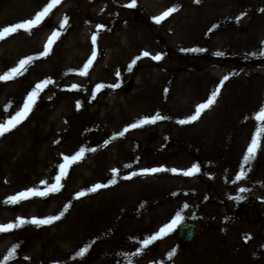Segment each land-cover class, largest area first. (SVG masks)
<instances>
[{
	"label": "rangeland",
	"instance_id": "1",
	"mask_svg": "<svg viewBox=\"0 0 264 264\" xmlns=\"http://www.w3.org/2000/svg\"><path fill=\"white\" fill-rule=\"evenodd\" d=\"M48 3L2 0L0 30L32 19ZM128 3L62 0L50 15L55 17L51 28L42 23L32 34L20 30L0 41L3 75L20 60L42 53L65 16L73 24L49 56L35 60L23 76L0 81V122L22 110L37 84L54 81L28 118L0 138V225L54 217L67 207L50 225L25 224L0 233V264L14 246L9 264H264V136L245 178L235 180L259 126L254 117L264 107V0H137L131 9L124 7ZM171 8L177 11L154 22ZM99 25L104 28L95 46L97 58L87 76L78 75L92 55L91 37ZM156 55L163 59L151 58ZM130 75V90L114 87ZM225 76L229 79L216 104L198 121L178 124L209 99ZM100 84L113 87L92 99ZM73 85L79 90H69ZM157 113L167 119L130 128ZM125 128L129 131L120 136ZM150 133L155 137L148 142ZM81 148L96 151H86L71 165L61 181L64 192L22 200L17 210L5 203L29 189L44 191L41 182L55 183L63 158ZM193 165L200 166L193 177L166 171L123 179L133 172H183ZM113 179L117 183L110 185ZM97 184L110 186L88 191ZM80 192L88 194L77 199ZM246 199L257 204L243 219ZM178 212L186 222L202 216L192 243L180 246L178 225L144 248L143 241ZM85 247L87 254L78 256Z\"/></svg>",
	"mask_w": 264,
	"mask_h": 264
},
{
	"label": "snow or ice",
	"instance_id": "2",
	"mask_svg": "<svg viewBox=\"0 0 264 264\" xmlns=\"http://www.w3.org/2000/svg\"><path fill=\"white\" fill-rule=\"evenodd\" d=\"M196 2L200 3V0H196ZM61 3H62V0H49V3L41 11L36 13V15L32 19L3 28L2 30H0V41L5 40L7 37L17 33L20 30H23L24 32H26L28 34H32V30L35 28H38L46 20V18H48L51 15L53 10L56 7H58ZM124 7L130 8V9L136 8L137 7V0H131V3L124 5ZM176 11H177L176 8H171L168 11H165L160 16L154 17L153 18L154 22L157 24H160L164 20H166L169 16H171L173 13H175ZM68 24H69L68 18H67V16H65L63 19V22L59 26V30L53 31L52 35L49 37V39L45 45L44 51L42 53H40L38 56L27 57L25 59L20 60L16 67L10 69L8 72L4 73L3 75H0V81H4V82L12 81V80H15L19 76H23L25 74V72H27L28 67L35 60L42 59L44 57L49 56L52 52L53 45L56 43V41L62 35L63 30L66 29ZM103 28H104L103 25L97 26V32L95 34H93V36L91 37V41L93 44L92 55L89 58V60L84 64L83 68L79 71L78 75L87 76L90 68L92 67L94 61L96 60L97 52H96L95 46L97 43L99 31ZM189 51L195 52V51H201V50L191 49ZM262 54H264V53H262ZM149 55L150 54L148 52L143 53V56H145V57H147ZM217 55H222V53H217ZM151 58L156 60V61H159V60L163 59V56L162 55H156V56H152ZM129 71H131V66L129 67ZM119 75H120V73L117 72V76H119ZM228 79H229L228 76H225L223 78V81H221V84L212 92L209 99L205 103L197 105L195 112L192 116H190L187 119L178 120L177 123L181 124V125H185V124H191V123L198 121L205 111L209 110L212 106H214L216 104L217 98L220 95V88L223 86V82L227 81ZM52 83H54V81L49 79V80H45V81L37 84L35 86L34 90L26 98V101L23 105L22 110L19 112H16L14 116L7 119L6 121L0 122V138H3L6 136V134L11 133L14 129H16L20 124H22L28 118L29 114L32 112L35 104L37 103V100L39 99L40 94L44 91V89L48 85H50ZM119 86L120 85L117 84L114 87H119ZM104 87H113V86L112 85L106 86L103 84L97 85V87H96V89L92 95V99H95L96 93L99 92L100 90H102ZM69 90H77L78 91L79 87L77 85H73L72 88ZM80 107H81V104L79 102H77V110H79ZM7 110L8 109L6 108L5 111H7ZM164 119H167V117H163L159 113H157L155 116H153L151 118L140 119L136 123L132 124L130 126V128H132V129L140 128V127H143L145 124H154L157 121L164 120ZM254 119L259 122V126H258L256 133L254 134V136L251 140L249 147L246 150V154L243 157L240 172L235 177L236 181H240V180H243L245 178L246 172L250 169L252 161L255 160L257 153L261 150V138H262V136H264V107L260 108L258 114L254 117ZM127 131H129V128H125L121 133H119V135L123 136ZM86 151L87 152H95L96 149L91 148V149L85 150L84 148H81L80 151L75 156H73V157L65 156L63 158L65 163L59 165V175H57L55 177V183L48 184L47 181L41 182V184L45 188L44 191H41L38 188L29 189L25 192L19 193L16 196L10 197L8 200L5 201V203L16 204L22 200H28V199H31L33 197H46L50 194L60 192L61 189L63 188V184L61 183L62 179L67 177L68 170L73 163H77L81 159L84 158ZM126 167H131V165H126ZM166 171H171L174 175H183L185 177H193V176H196L200 172V166L199 165H193L192 168H190L186 171H183V172H180L177 169H165V168L149 169V170H144L143 172H140V173L133 172L131 174V176H124L123 179L128 180V179H131L132 176L150 175V174H155L158 172H166ZM113 174H114V176L119 175L118 170L114 169ZM116 183H117L116 179H113V180H111L110 185H115ZM110 185L97 184L93 188L89 189L88 191L89 192H96L102 188L109 187ZM239 191L241 193H244L247 191V189L240 188ZM87 194H88V192H80L77 194L76 198L79 199L80 197L86 196ZM234 199H236L237 201H240L242 199V197L237 196V197H234ZM187 207H188V205L185 204L184 208H187ZM66 211H67V207L63 210V212H61V214L54 216V217H49L46 219H36V218H33L31 220L18 219L16 223H10L7 225H0V233L13 231L17 228L22 227L25 224H35L37 226H42V225H46V224L50 225L52 223H55L56 221H59L62 218L64 212H66ZM194 218L195 217H193V219ZM183 221H184V217L178 212L176 214L175 219H173L171 221V223H169L165 227L161 228L159 233H157L156 235H153L150 238L144 240L143 241V247L147 248L154 241L161 239L162 237L168 235L170 232L174 231L178 225H182ZM249 239H250V237H249ZM17 247L18 246H14L9 251L7 256L4 258V264H9V261H11L13 259V257H15ZM87 252H88V247H85L79 251L78 256L83 257L84 255L87 254ZM137 254H139V253H137ZM173 256H175V250H173L172 252H170L168 254V259L171 260Z\"/></svg>",
	"mask_w": 264,
	"mask_h": 264
},
{
	"label": "water",
	"instance_id": "3",
	"mask_svg": "<svg viewBox=\"0 0 264 264\" xmlns=\"http://www.w3.org/2000/svg\"><path fill=\"white\" fill-rule=\"evenodd\" d=\"M2 0H0L1 2ZM51 23H52V20L49 19L48 20V23L46 24V26L49 28L51 26ZM69 28L66 29V31H70V28L72 27V24H69L68 26ZM105 49L102 48L101 50V53H100V56L102 57L103 53H104ZM132 84H133V78H132V75L131 76H128L124 82L120 85V87H118L119 91H124V90H127V89H131L132 87ZM149 137H147V141L148 142H151V140H153V138L155 136L148 134ZM120 136L119 135H116L114 137V139H112L113 141H115L117 138H119ZM65 191V187H63L61 189L60 192L58 193H62ZM256 201L255 199L253 200H245L242 208L240 209V216L241 218H247L251 215V212L253 210V207L255 206ZM10 207L11 209L13 210H17L18 207H19V203H16V204H13V203H10ZM215 219V216L212 217V221ZM202 221V216L198 215L194 218V222H186V221H183L182 225H179V228L177 230V242L183 246L184 244H190L192 241H193V238L195 236V233H196V224H199L201 223Z\"/></svg>",
	"mask_w": 264,
	"mask_h": 264
},
{
	"label": "flooded vegetation",
	"instance_id": "4",
	"mask_svg": "<svg viewBox=\"0 0 264 264\" xmlns=\"http://www.w3.org/2000/svg\"><path fill=\"white\" fill-rule=\"evenodd\" d=\"M53 18H55L54 15L48 17V18L43 22L45 28H48V27L46 26V24L48 23V20H49V19L52 20L51 26H50L49 28L52 27V24H53ZM70 24H71V23H70ZM68 26H69V25H68ZM68 26H67V28H69ZM49 28H48V29H49ZM67 28H66V29H67ZM72 28H73V24H72V27L70 28V31L72 30ZM66 29H65V33H69L70 31L67 32ZM45 39H46V37H45ZM41 42H42V43H45V40H43V41H41Z\"/></svg>",
	"mask_w": 264,
	"mask_h": 264
}]
</instances>
